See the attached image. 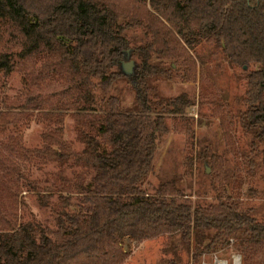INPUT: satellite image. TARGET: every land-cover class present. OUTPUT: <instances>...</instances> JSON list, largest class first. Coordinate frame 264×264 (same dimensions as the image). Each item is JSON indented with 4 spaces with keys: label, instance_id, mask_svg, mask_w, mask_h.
<instances>
[{
    "label": "trees",
    "instance_id": "1",
    "mask_svg": "<svg viewBox=\"0 0 264 264\" xmlns=\"http://www.w3.org/2000/svg\"><path fill=\"white\" fill-rule=\"evenodd\" d=\"M152 15L167 21L186 48L211 41L231 64L245 69L246 108L238 117L251 136L246 164L250 170L264 165V0H0L3 77L32 60L42 62L39 74L45 72L41 78L50 80L49 86L58 75L66 80L58 104L47 106L42 92H29L0 109V130L15 124L18 112L39 111V120L50 123L37 156L60 165L74 159L88 170L81 181L59 189L54 206L48 200L53 191L38 192L55 226L36 217L0 218V264H124L127 238L141 242L163 234H177L188 249L194 241L196 258L232 239L246 259L254 246H264V222L241 203L223 199L194 205L173 182L156 186L149 180L159 143L169 132L166 115L185 113L191 105L182 94L161 109L154 106L149 76L169 72L148 58L137 64L133 76L122 69L129 50L131 56L143 49L132 45L130 31ZM13 41L14 46L1 49ZM121 79L134 80L135 109H123L112 93ZM64 96L70 100L62 104ZM66 111L80 118L79 152L61 138L60 116ZM8 165L0 157V167ZM11 196L18 204V196ZM167 264H179L178 258Z\"/></svg>",
    "mask_w": 264,
    "mask_h": 264
},
{
    "label": "rangeland",
    "instance_id": "2",
    "mask_svg": "<svg viewBox=\"0 0 264 264\" xmlns=\"http://www.w3.org/2000/svg\"><path fill=\"white\" fill-rule=\"evenodd\" d=\"M156 28L159 29L158 40L154 36L155 30L158 32ZM129 36L133 38V46L143 49L134 50V54L131 52L124 63L134 60L137 66L148 58L149 62L159 64L170 73L149 76L148 82L152 86L149 96L154 106L161 109L164 103L182 94L187 95L191 104L185 113L166 115L169 132L159 143L149 180L156 186L173 182L194 205L218 203L223 199L237 201L264 222V165L254 170L248 168L246 156L249 159L251 136L244 132L238 117V112L246 108L245 69L231 64L222 49L211 41L204 40L192 50L186 48L173 27L154 15L143 25L133 28ZM150 41H154L153 47L145 48ZM15 44V41L10 42L1 49ZM11 51L17 52V48ZM41 69V61L34 64L30 60L18 65L9 76L3 77L0 73V109L17 103L29 92H42L47 98V106L49 102L58 104L66 80L58 75L55 85L49 86L50 80L41 78L45 72L39 74ZM132 81L121 79L112 89L125 110L136 107ZM69 100L64 96L62 104ZM38 113L18 112L15 124L7 131L0 130V157L9 162L8 167H0V218L25 221L36 217L45 225L55 226L52 211L40 204L38 194H45L48 189L53 191L48 200L54 206L59 201V189L81 181V175H86L88 170L73 164L74 159L60 165L37 156L35 149L44 145L50 123L40 121L36 116ZM62 114L64 131L61 138L79 152L82 148L78 137L80 118L71 111ZM5 145L18 148H13L15 151L12 152ZM11 163L17 169L12 168ZM11 194L18 196V204ZM235 242L232 239L228 246L218 251H202L196 258L194 241L188 249L177 234H163L141 242L129 237L124 245L127 252L124 264H167L174 258H178L179 264H264V246H254L246 259L234 246Z\"/></svg>",
    "mask_w": 264,
    "mask_h": 264
},
{
    "label": "water",
    "instance_id": "3",
    "mask_svg": "<svg viewBox=\"0 0 264 264\" xmlns=\"http://www.w3.org/2000/svg\"><path fill=\"white\" fill-rule=\"evenodd\" d=\"M129 58H130V50L128 51V59ZM135 67H136V64H135L134 60H129V61H127V62L122 64V69L127 74L134 73L135 72Z\"/></svg>",
    "mask_w": 264,
    "mask_h": 264
},
{
    "label": "bare ground",
    "instance_id": "4",
    "mask_svg": "<svg viewBox=\"0 0 264 264\" xmlns=\"http://www.w3.org/2000/svg\"><path fill=\"white\" fill-rule=\"evenodd\" d=\"M239 263V262H238Z\"/></svg>",
    "mask_w": 264,
    "mask_h": 264
}]
</instances>
